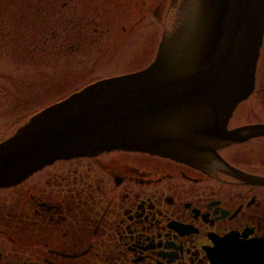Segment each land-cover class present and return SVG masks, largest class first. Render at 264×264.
Here are the masks:
<instances>
[{
	"label": "flooded vegetation",
	"instance_id": "obj_1",
	"mask_svg": "<svg viewBox=\"0 0 264 264\" xmlns=\"http://www.w3.org/2000/svg\"><path fill=\"white\" fill-rule=\"evenodd\" d=\"M182 1L0 0V10L18 19L14 8L28 6L26 59L75 57L84 43L141 38L150 18L149 33L158 36L162 21L163 35ZM227 128L238 138L218 154L234 169L117 150L57 160L1 188L0 264H264V34L253 89Z\"/></svg>",
	"mask_w": 264,
	"mask_h": 264
},
{
	"label": "water",
	"instance_id": "obj_2",
	"mask_svg": "<svg viewBox=\"0 0 264 264\" xmlns=\"http://www.w3.org/2000/svg\"><path fill=\"white\" fill-rule=\"evenodd\" d=\"M263 34L264 0H183L149 66L85 86L0 142V189L117 150L234 169L218 149L238 138L227 125L253 89Z\"/></svg>",
	"mask_w": 264,
	"mask_h": 264
},
{
	"label": "rangeland",
	"instance_id": "obj_3",
	"mask_svg": "<svg viewBox=\"0 0 264 264\" xmlns=\"http://www.w3.org/2000/svg\"><path fill=\"white\" fill-rule=\"evenodd\" d=\"M26 9L28 6L24 7L23 3L14 8L12 13L16 14V18L20 15L18 19H1L5 10H0V140L14 132L30 115L90 81L149 64L157 48L156 42L161 40L163 33L160 21L158 36H152L157 21L150 18L144 22L143 36L122 47L90 49L88 43H84L75 57L70 53L50 52L32 54L26 59L28 55L23 51V37L20 35L27 24L26 18H23V14H29ZM81 11L80 18L85 14ZM148 30L153 31L152 34ZM25 36L28 39L29 36Z\"/></svg>",
	"mask_w": 264,
	"mask_h": 264
}]
</instances>
